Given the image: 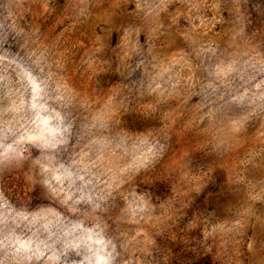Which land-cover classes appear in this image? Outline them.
I'll list each match as a JSON object with an SVG mask.
<instances>
[{
  "label": "clouds",
  "instance_id": "obj_1",
  "mask_svg": "<svg viewBox=\"0 0 264 264\" xmlns=\"http://www.w3.org/2000/svg\"><path fill=\"white\" fill-rule=\"evenodd\" d=\"M0 264H264V0H0Z\"/></svg>",
  "mask_w": 264,
  "mask_h": 264
}]
</instances>
